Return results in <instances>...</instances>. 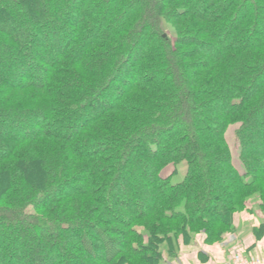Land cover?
Instances as JSON below:
<instances>
[{
    "label": "trees",
    "instance_id": "1",
    "mask_svg": "<svg viewBox=\"0 0 264 264\" xmlns=\"http://www.w3.org/2000/svg\"><path fill=\"white\" fill-rule=\"evenodd\" d=\"M252 200L264 0H0V264H162Z\"/></svg>",
    "mask_w": 264,
    "mask_h": 264
},
{
    "label": "crops",
    "instance_id": "2",
    "mask_svg": "<svg viewBox=\"0 0 264 264\" xmlns=\"http://www.w3.org/2000/svg\"><path fill=\"white\" fill-rule=\"evenodd\" d=\"M261 226L258 220L249 221L245 215H236L234 231L221 242L211 244L202 233L195 234L189 244L182 242L175 257L167 259L165 255L162 264H220L234 256L264 254V230L258 234Z\"/></svg>",
    "mask_w": 264,
    "mask_h": 264
},
{
    "label": "rangeland",
    "instance_id": "3",
    "mask_svg": "<svg viewBox=\"0 0 264 264\" xmlns=\"http://www.w3.org/2000/svg\"><path fill=\"white\" fill-rule=\"evenodd\" d=\"M201 12V11H200ZM164 29H165V31L169 34V36L171 37V38H175V31L170 27V26H168V25H164ZM136 58V57H135ZM137 59V58H136ZM182 171H181V175H183L184 173H185V168H183V169H181ZM145 173H147L148 174V177L151 179V173H150V171L149 172H147L144 168L141 170V172L139 173L138 172V176H140V174H145ZM180 175V176H181ZM180 176H178V177H176L175 179H174V181H180L181 180V177ZM127 189H129V190H131V191H133L134 193L136 192L135 191V188H132V187H127ZM139 192V191H138ZM258 205H259V203H258V201L257 200H252V202H251V204H250V211H243V212H241V213H238L237 215H239V216H244L245 215V217L249 220V221H256V220H258L260 223H262V225L264 224V216H263V214H262V212H260V210L258 209ZM243 218V217H242ZM204 236H206V239H207V235L205 234V233H202ZM27 241H28V246L26 245V248L24 249L27 253H29V252H32L33 251V249H32V246H33V242L30 244L29 243V239H27ZM182 244V241H180L177 245H178V247H177V251H176V253L178 254V252L180 251V245ZM12 248H19V246H18V244L17 245H13V244H11L10 245ZM167 246L166 245H163V251H164V253H165V255H166V257H167V259L168 258H173V257H170L168 254H167ZM61 253V255L59 256V254ZM249 257V256H248ZM53 259H55V260H59V259H62V252L59 250L58 251V253L56 254V253H53ZM225 263V261L224 262H222V263H220V264H224ZM46 264H50V260H46Z\"/></svg>",
    "mask_w": 264,
    "mask_h": 264
},
{
    "label": "built area",
    "instance_id": "4",
    "mask_svg": "<svg viewBox=\"0 0 264 264\" xmlns=\"http://www.w3.org/2000/svg\"><path fill=\"white\" fill-rule=\"evenodd\" d=\"M224 264H264V254L253 256H234Z\"/></svg>",
    "mask_w": 264,
    "mask_h": 264
}]
</instances>
